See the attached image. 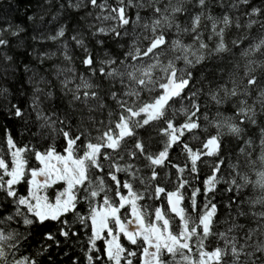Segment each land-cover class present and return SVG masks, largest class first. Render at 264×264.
<instances>
[{
    "label": "trees",
    "instance_id": "obj_1",
    "mask_svg": "<svg viewBox=\"0 0 264 264\" xmlns=\"http://www.w3.org/2000/svg\"><path fill=\"white\" fill-rule=\"evenodd\" d=\"M0 235V264H264V0H0Z\"/></svg>",
    "mask_w": 264,
    "mask_h": 264
},
{
    "label": "rangeland",
    "instance_id": "obj_2",
    "mask_svg": "<svg viewBox=\"0 0 264 264\" xmlns=\"http://www.w3.org/2000/svg\"><path fill=\"white\" fill-rule=\"evenodd\" d=\"M181 88L182 86H179L178 90H180ZM152 114H154V111ZM67 200H69L68 197H67ZM66 209H67V206L65 205H61L60 207H55L53 209L46 208L43 205H40L37 207L36 214L41 219L48 218V217L55 218L59 216L61 213H63ZM91 224H92V230H93V235L95 239L102 238L104 235V231L106 229V219L103 216L97 214L93 217ZM114 246L115 244H113L112 239H110V241H107V254L108 255L111 254ZM148 259H149V256H148Z\"/></svg>",
    "mask_w": 264,
    "mask_h": 264
},
{
    "label": "bare ground",
    "instance_id": "obj_3",
    "mask_svg": "<svg viewBox=\"0 0 264 264\" xmlns=\"http://www.w3.org/2000/svg\"><path fill=\"white\" fill-rule=\"evenodd\" d=\"M157 61V60H156ZM180 86H183V85H180Z\"/></svg>",
    "mask_w": 264,
    "mask_h": 264
}]
</instances>
